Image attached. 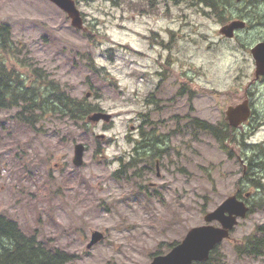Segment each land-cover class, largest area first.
Segmentation results:
<instances>
[{
    "label": "rangeland",
    "instance_id": "obj_1",
    "mask_svg": "<svg viewBox=\"0 0 264 264\" xmlns=\"http://www.w3.org/2000/svg\"><path fill=\"white\" fill-rule=\"evenodd\" d=\"M151 1L153 7L141 0V9L136 10L129 9L128 0L117 6L108 0H76L86 28L82 31L74 29L66 14L48 0H0V23L7 22L12 29L14 54L7 57L8 65L31 75L32 83H38L32 69H42L68 95L86 97L112 115L110 123L90 124L88 132L61 141L69 124L58 117L47 113L34 130L15 123L14 109L0 110V214L16 221L26 235L37 231L39 241L74 255L68 264H149L160 243L163 248L181 242L189 229L205 223L204 212L240 188L242 195L253 194L250 211L238 219L219 250L226 264H264V256L238 257L233 249L264 223V196L259 201L248 181L239 183L237 145L225 144L234 153L229 157L212 135L169 120L175 112L170 107L187 111L182 102L162 101L159 104L167 110L151 113L150 127L166 135L162 145L166 157L160 169L155 171L149 163L152 158L145 154L123 178L111 177L121 167L119 158L127 161L131 153L128 138L135 134L129 126L140 124L148 110L144 100L157 89L159 78L154 73L159 70V55H166L169 64L177 57L183 64L197 61L211 75L199 81L212 82L221 92L231 89L239 71L249 66L252 72L249 53L237 40L218 42V26L205 21L197 8L187 9L182 0ZM250 1L241 6L234 3L231 9H255L258 4L255 7ZM182 13L190 20L182 19ZM168 27L181 38L166 35ZM239 36L253 38L252 42L258 37L254 29ZM207 41L215 44L208 48ZM163 43L166 49L158 46ZM88 54L102 69L99 76L89 70ZM177 81L176 73H169L159 95L174 97ZM254 86L264 93V85ZM227 103L228 97L215 95L211 113L217 118ZM255 141L254 136L247 139L248 144ZM76 143L86 146L80 167L72 164ZM249 149V156L254 155V148ZM149 166L151 170L145 168ZM94 231L104 237L87 249Z\"/></svg>",
    "mask_w": 264,
    "mask_h": 264
},
{
    "label": "flooded vegetation",
    "instance_id": "obj_2",
    "mask_svg": "<svg viewBox=\"0 0 264 264\" xmlns=\"http://www.w3.org/2000/svg\"><path fill=\"white\" fill-rule=\"evenodd\" d=\"M183 1L187 2V9L192 10L194 8H197L199 13L204 15L205 21L207 20L208 23L218 26V42L237 40L239 47L243 49L245 53H249L250 56L251 48L253 46L264 43V0H254V4H258L257 10L231 9L234 3L240 6L241 4L245 5L244 1L241 0H218L219 4L217 5L212 4V0H182L180 3L183 4ZM183 14L184 13L181 14L182 19L190 20L187 19V16ZM234 22L241 24V27L234 29L230 37H227L226 35L221 33V30L224 27ZM253 29L257 31L258 35V37L253 42L251 41L253 38L251 40L240 38L239 33L242 36L243 32ZM258 30L260 31L258 32ZM164 33L166 35H169L170 37H172L173 34H176L179 38H181L180 35L173 32L170 27L165 29ZM206 39H209L208 35ZM192 42L194 44L196 43V41L194 40ZM207 43H210L209 45H207L208 48H210L211 45L215 44L214 41H207ZM158 46H161L162 48L165 46V49L167 48L166 43H163V45L158 44ZM180 49L181 48L178 47V50ZM169 62L170 61L167 60L166 55H159L158 61H156L157 70H159L154 73L155 76L159 78L157 89L154 91H150L144 100L146 107L148 108V110L146 111L147 113H142V117L139 119V125L129 126V130L135 135L132 138H128V141L132 145L128 161H135L136 163L134 164V166L143 161V159L138 156L139 152H141V150L139 149V142H142L143 140V135L141 133H153V135L155 137H159L160 140L158 142L155 140L156 150L158 149V151L156 152L155 157L151 156V154L149 155V157L151 156L150 158H152L149 163L151 164V166H154L155 171H158L160 169V163L162 162V159L166 157V147H162L163 144L165 146L166 135H159L154 126L150 127L151 122L149 124V120L152 112L167 110L166 106L162 108V106L159 104L162 103V101L167 103L177 101L180 104L182 102V107L184 106V104L186 105V112H183L182 109L178 112L176 110L177 106H175L174 108L170 107L171 109H175V112L171 115L169 120L175 125L192 124L194 126L199 125L208 127L217 125H227L228 127H232L230 125V121L226 117V109L230 106L234 107L245 102L250 110V116L245 122L240 123L238 127L233 128L235 141L232 144L238 146L239 154L236 158L239 166L241 167V179L239 180V183L241 184L242 181H248V183H250L258 192L260 199L259 201L263 202L264 134L262 133V130L264 129V93L254 90L253 87H255L254 85L256 84H259L260 86L264 85V75L255 76V62L252 60V72H249V66L246 67V71H239L234 76L232 86H230V88L233 90L227 89L224 92H221L218 88L214 89L212 82L204 81L201 83L199 81V78H207L208 80L211 75H208L209 72L206 70L205 73L203 69L198 66L197 61L191 59L187 64H183L180 60V57H177L173 61V64H169ZM169 73H176V77L178 78V81L176 82L177 89L174 97L172 98L162 97L159 95L162 87H166L165 82ZM249 77L251 78L249 80H246ZM241 91L242 95L240 96ZM156 95H159V97L157 98ZM215 95H224L228 97V103L227 106H225V110L222 111L217 118L214 116V113H211L212 110H214ZM205 99L206 101L202 102V100ZM238 99H241V101L237 102ZM199 102H202V106L200 108ZM199 129L203 130L207 134L212 135L206 129ZM246 130H248V132ZM252 132H254L253 135ZM253 136L256 137L255 143L248 144L247 139H250ZM249 148H254V155L249 156ZM230 152L232 153V155L234 154L232 149L230 150ZM122 159L124 158L120 157L119 161H122ZM145 168H147L148 170L152 169L150 166ZM251 182H253L254 185ZM235 193L237 194V197L239 199L244 201L245 204L249 205V200L252 199V193L247 192L242 195V190L240 188L237 189Z\"/></svg>",
    "mask_w": 264,
    "mask_h": 264
},
{
    "label": "trees",
    "instance_id": "obj_3",
    "mask_svg": "<svg viewBox=\"0 0 264 264\" xmlns=\"http://www.w3.org/2000/svg\"><path fill=\"white\" fill-rule=\"evenodd\" d=\"M76 1V0H75ZM113 5L117 6L125 0H108ZM129 9H141V0H128ZM207 1V0H205ZM211 1V0H209ZM212 4H219L218 0H212ZM234 1V0H233ZM247 2L248 0H241ZM147 5L152 6L151 0H145ZM254 0L250 1L252 5ZM237 5V4H236ZM238 6V5H237ZM256 7V4H254ZM256 9V8H255ZM14 54L12 29L7 22L0 23V110H15L12 119L17 124L26 125L29 128L36 129V124L39 123L47 113L56 116L63 123H68V130L61 138L63 141L66 137L75 138L76 134L88 132L90 129L86 117L94 112L101 111L99 105L90 102L86 97L77 99L68 95L55 81L48 79V74L42 69L34 68L31 71L33 77L38 83L28 81L30 77L19 71L14 64L8 65L7 57ZM87 66L96 76H99L102 69L98 68L90 55H87ZM93 90V87H90ZM97 98V94H93ZM47 110V111H46ZM44 114V115H43ZM208 130L218 142L221 150H226L225 144L235 141L233 128L227 125L221 126H197ZM143 135L142 142L140 141L138 156L140 158L155 156L156 143L160 140L153 133H141ZM229 152V151H228ZM150 156V157H151ZM229 157L232 153L229 152ZM121 161V160H120ZM125 161V163L123 162ZM123 162V163H122ZM136 162L128 160L121 161L119 170L111 173V177L115 180L123 178L127 175V170L135 167ZM129 173V172H128ZM135 176L139 175L137 171L133 172ZM66 183V178L63 179ZM253 183V182H251ZM254 185V183H253ZM205 211V210H204ZM203 211V212H204ZM205 213V212H204ZM37 231L31 235H26L18 223L7 216L0 214V264H68L74 259V255H70L65 251L52 247L48 241H39L37 239ZM177 241L165 244L162 248V243L158 245L156 250L150 254L149 258L155 255L163 254L164 248L168 251ZM219 247H216L210 254V257L205 262H193L192 264H226ZM236 256H264V224L258 225L255 228V233L248 235L243 241L233 245Z\"/></svg>",
    "mask_w": 264,
    "mask_h": 264
},
{
    "label": "water",
    "instance_id": "obj_4",
    "mask_svg": "<svg viewBox=\"0 0 264 264\" xmlns=\"http://www.w3.org/2000/svg\"><path fill=\"white\" fill-rule=\"evenodd\" d=\"M48 1L66 14L74 29L86 30L83 25L82 14L74 0ZM239 27L241 24L234 22L224 27L221 33L230 37L233 30ZM251 54L255 62V76L264 75V43L254 46L251 49ZM225 114L230 125L237 127L249 118L250 110L244 102L234 107H228ZM111 118V114L98 111L88 115L86 120L88 123L102 121L107 124ZM73 151L72 164L75 167L82 166L85 146L82 143H77L74 145ZM248 209L245 202L238 199L236 194L227 197L215 209L204 214L205 224L189 229L181 242L172 247L166 254L154 256L149 264H192L193 262L207 261L210 253L224 240L230 238V232L237 225L238 219L244 218ZM213 222L218 225H213ZM103 237L101 232L94 231L90 242L87 244V249H90Z\"/></svg>",
    "mask_w": 264,
    "mask_h": 264
}]
</instances>
